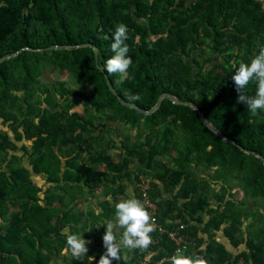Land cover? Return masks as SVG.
Wrapping results in <instances>:
<instances>
[{"label":"trees","instance_id":"16d2710c","mask_svg":"<svg viewBox=\"0 0 264 264\" xmlns=\"http://www.w3.org/2000/svg\"><path fill=\"white\" fill-rule=\"evenodd\" d=\"M119 23L129 30L127 79L104 70ZM262 46L264 0H0V58L23 49L0 63V264H54L85 188L140 175L167 233L156 229V243L113 264H170L178 248L208 264H264V163L240 148L264 156V111L238 104L231 79ZM55 71L69 78L51 79ZM105 74L144 109L164 92L193 103L235 143L169 98L150 115L123 105ZM245 91L254 96L257 83ZM80 103L85 113L73 110ZM120 125L136 129L131 142L115 137ZM180 225L178 245L168 231Z\"/></svg>","mask_w":264,"mask_h":264},{"label":"clouds","instance_id":"9594fccd","mask_svg":"<svg viewBox=\"0 0 264 264\" xmlns=\"http://www.w3.org/2000/svg\"><path fill=\"white\" fill-rule=\"evenodd\" d=\"M128 31L124 23L116 26L110 45L114 55L107 59L104 69L109 75L116 74L122 79L128 78L129 69L133 64L126 43L129 39ZM231 79L238 93V104L246 105L253 116L258 110L264 111V46L260 47L250 63H240ZM253 81L257 83L254 96L246 94L245 91ZM129 99L139 100L140 97L130 95ZM115 209V221L106 222V233L103 236L106 252L100 257L98 264H113L114 260L119 262L122 258L126 260V256H121L122 249L146 250L153 244L151 234L156 231L155 219L141 201L135 198L121 200L115 205ZM116 228L123 229L119 239ZM89 243L90 241L85 240L79 233L67 234L65 251L70 253L73 259L82 261L89 251ZM170 264H208V261L199 255H185L178 249L176 254L170 257Z\"/></svg>","mask_w":264,"mask_h":264},{"label":"crops","instance_id":"0c3cea01","mask_svg":"<svg viewBox=\"0 0 264 264\" xmlns=\"http://www.w3.org/2000/svg\"><path fill=\"white\" fill-rule=\"evenodd\" d=\"M121 132L115 133V137L119 141L123 139V133ZM119 152L117 150L111 151L117 160L123 157ZM41 181L44 182V177H42ZM37 182L41 185L40 181L37 180ZM43 187L45 188L46 185ZM139 190L134 176L130 178H118L116 180L111 179L93 191L86 187L85 192L87 194L82 197L80 203L74 206L75 208L67 216L72 224L63 227L61 232L66 234H71L72 232L73 234L79 233L83 235L85 240L90 241L87 245L89 251L84 258L89 257L94 261V264H98L100 257L106 252L103 241V236L106 233V222L115 221V205L121 200L131 198L139 200L137 195ZM57 204L58 202L54 203V205ZM115 232L118 239L122 237L123 229L116 228ZM65 249L66 247L59 254L55 255L54 264H56V261L60 264H74L72 263L73 257ZM128 253V249H122L121 256H126L127 260H131L132 258L129 257Z\"/></svg>","mask_w":264,"mask_h":264},{"label":"water","instance_id":"95a60500","mask_svg":"<svg viewBox=\"0 0 264 264\" xmlns=\"http://www.w3.org/2000/svg\"><path fill=\"white\" fill-rule=\"evenodd\" d=\"M93 47L96 50V46L93 45L92 43H86L83 45H87ZM80 45H53V46H49L47 47V49H60V50H64V49H70V48H74V47H79ZM23 49H21L20 51H22ZM20 51H16V53L14 54H9V55H4L3 57L0 58V63L17 55ZM102 70L103 68L100 67ZM106 76V81L107 84L110 88V90L118 97V100L126 106H129L131 108L136 109L138 112L146 114V115H150L152 114L155 110L159 109L161 107V103L162 100L164 98H169L173 103H181V104H185V105H189L191 106L197 113L198 117L202 120V122L213 132L215 133L220 139L222 140H228L232 143H235L232 139L228 138L227 136H225L219 129L218 126H216L209 118L206 117L205 113L198 108L196 105H194L193 103L189 102V101H183V100H179L177 96H175L174 94L170 93V92H164L159 96V99L156 103L155 106L151 107L150 109H144L141 106H139L138 104H136L135 102H130L126 99H124L117 91V89L114 87L113 83L111 82V80L109 79L108 75L105 74ZM241 149H243L245 152L250 153V154H254L256 156H258L259 158H261V160L264 163V156L259 153L256 152L254 150H249L243 147H240Z\"/></svg>","mask_w":264,"mask_h":264},{"label":"built area","instance_id":"2783aa9c","mask_svg":"<svg viewBox=\"0 0 264 264\" xmlns=\"http://www.w3.org/2000/svg\"><path fill=\"white\" fill-rule=\"evenodd\" d=\"M137 183H138V187H139L140 192H141V197H140L139 201H141L144 204L145 208L154 217L155 224H156V229L158 230V232L160 234L161 233H163V234L167 233V230L164 228V226L159 222V220H157L158 205L150 197V194H149L150 181H149V179L146 176H144V175H140L139 176V180L137 181ZM183 228H184V225H180V227H176L175 229L168 231L169 237L172 240H174L178 245H181V243L185 239V235L180 233V230H182ZM156 242H157V240L153 238V243H156ZM178 249L182 250V248H178ZM168 259L170 260V257ZM162 262H163V259L157 261L156 264H162ZM143 264H148V263L146 261H144Z\"/></svg>","mask_w":264,"mask_h":264},{"label":"rangeland","instance_id":"374dc122","mask_svg":"<svg viewBox=\"0 0 264 264\" xmlns=\"http://www.w3.org/2000/svg\"><path fill=\"white\" fill-rule=\"evenodd\" d=\"M193 65L195 66V64L193 63ZM195 68V71H198V67H194ZM64 77H66V79H68L69 77H67V76H61L60 74H58V72L57 71H55V72H53L52 73V75L50 76V78L51 79H54V78H64ZM70 84L73 86V87H75V88H77L78 90H80V91H86L87 89H86V87H82V86H80V85H78V84H74L73 82H70ZM73 110H78L79 112H81V113H85V106L82 104V103H80L78 106H76ZM119 129H121V131H122V133L124 134V136H128V139L126 140V142H131V138L130 137H135V133H136V129H131V128H129L128 126L127 127H124L123 125H120V128ZM117 130H115V132H116ZM120 131V132H121ZM29 143V142H28ZM213 171V173L214 172H218V169H214V170H212ZM35 177V179L36 180H38V181H40V183H41V185L42 186H45L46 184H47V181H49V180H47V178L46 177H44V176H40V175H38V176H34ZM42 177H44V182L43 181H41V179H42ZM41 178V179H40ZM50 182V181H49ZM53 183H51L50 184V187L51 188H53L52 185ZM49 185H47V187H48ZM216 187L217 186H215L214 185V187H213V189H216ZM55 189V188H54ZM46 191V190H45ZM45 191H43V194L45 193ZM87 193L85 192V190H84V192L82 193V197H84V195H86ZM238 198L239 199H241L242 197H243V193L242 192H240V193H238ZM263 203H264V200H263ZM0 221H1V219H0Z\"/></svg>","mask_w":264,"mask_h":264}]
</instances>
